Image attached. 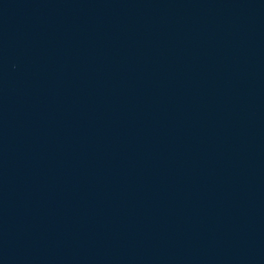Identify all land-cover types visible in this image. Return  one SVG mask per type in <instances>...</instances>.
<instances>
[{
  "label": "water",
  "instance_id": "1",
  "mask_svg": "<svg viewBox=\"0 0 264 264\" xmlns=\"http://www.w3.org/2000/svg\"><path fill=\"white\" fill-rule=\"evenodd\" d=\"M0 264H264V0H0Z\"/></svg>",
  "mask_w": 264,
  "mask_h": 264
}]
</instances>
